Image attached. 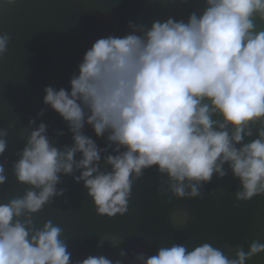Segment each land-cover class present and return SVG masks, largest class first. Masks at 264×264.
<instances>
[{
  "label": "clouds",
  "instance_id": "clouds-1",
  "mask_svg": "<svg viewBox=\"0 0 264 264\" xmlns=\"http://www.w3.org/2000/svg\"><path fill=\"white\" fill-rule=\"evenodd\" d=\"M256 15L264 19V0H203L186 20L169 17L150 27L130 22L127 34L92 44L69 80L70 90L46 87L43 103L66 122L73 143L59 146L49 139L46 123L29 121L12 172L31 187L0 203V264H71L63 229L52 220L36 227L32 218L64 195L57 188L61 175L83 182L98 213L108 216L127 212L134 180L152 166L167 175L169 190L180 198L201 196L213 174L227 175L225 164L240 181L237 200L264 194V130L245 142L253 135L250 125L264 120V30H256ZM9 39L0 34V55ZM86 125L105 137V147L85 133ZM7 143L0 128V156ZM6 179L0 163V185ZM261 252L259 241L248 251L238 248L234 258L210 243L192 249L172 244L135 259L246 264ZM78 264L122 261L89 256Z\"/></svg>",
  "mask_w": 264,
  "mask_h": 264
},
{
  "label": "trees",
  "instance_id": "trees-1",
  "mask_svg": "<svg viewBox=\"0 0 264 264\" xmlns=\"http://www.w3.org/2000/svg\"><path fill=\"white\" fill-rule=\"evenodd\" d=\"M202 7L203 0H15L11 4L0 0V34L10 37L6 52L0 55V128L7 131L8 139L0 156L7 176L0 185V203L23 196L31 187L18 182L12 172L17 153L27 142L30 120L35 119L36 125L46 123L48 137L57 145L73 143L66 122L43 103L46 87L70 90L69 80L78 73L92 44L109 35L127 34L130 22L150 27L153 21L169 17L186 20ZM254 20L256 30H264V19L256 15ZM41 110L44 114L38 117ZM250 127L253 135L245 137V142L258 138L264 120ZM84 131L100 148L105 147V137L97 138L87 125ZM224 168L227 175L218 178L213 174L212 180L202 185L201 196L183 198L169 190V178L160 175L157 166L145 169V175L133 182L127 212L114 216L98 213L83 182L61 175L57 188L64 189V195L54 197L52 204L32 218L36 227L52 220L63 229L61 238L71 253V264L96 256L100 241L107 236L126 245V264H139L137 255L147 258L159 247L172 244L192 249L210 243L234 258L238 248L248 251L253 241L264 243V194L237 200L240 181L227 164ZM177 210L190 213L181 227L172 223ZM246 264H264V252Z\"/></svg>",
  "mask_w": 264,
  "mask_h": 264
},
{
  "label": "rangeland",
  "instance_id": "rangeland-1",
  "mask_svg": "<svg viewBox=\"0 0 264 264\" xmlns=\"http://www.w3.org/2000/svg\"><path fill=\"white\" fill-rule=\"evenodd\" d=\"M190 219V213L184 210H177L172 215V223L175 227H181ZM126 252V245L119 238L107 236L100 241L96 256H104L112 261L120 260L125 263V255L121 256V252Z\"/></svg>",
  "mask_w": 264,
  "mask_h": 264
}]
</instances>
